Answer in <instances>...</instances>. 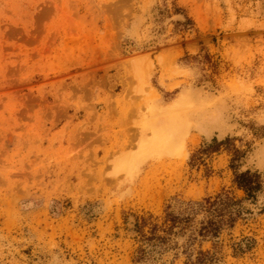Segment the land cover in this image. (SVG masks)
<instances>
[{"label": "rangeland", "instance_id": "rangeland-1", "mask_svg": "<svg viewBox=\"0 0 264 264\" xmlns=\"http://www.w3.org/2000/svg\"><path fill=\"white\" fill-rule=\"evenodd\" d=\"M225 137L264 184V0H0V264H134L137 216L244 196L225 146L190 163ZM245 204L212 264H264Z\"/></svg>", "mask_w": 264, "mask_h": 264}, {"label": "trees", "instance_id": "trees-1", "mask_svg": "<svg viewBox=\"0 0 264 264\" xmlns=\"http://www.w3.org/2000/svg\"><path fill=\"white\" fill-rule=\"evenodd\" d=\"M221 146L231 152L229 166L233 170V183L243 191L244 196L237 198L228 190H222L199 200L168 203L160 217L151 213L137 216L132 228L138 241L134 264H162L163 256L169 252L171 259L184 256L183 264H212L218 261L217 248L221 234L252 214L245 203H256L264 186L260 172L249 168L239 169V161L245 152L235 147L230 137L222 140L213 138L203 144L191 156V165L201 154L219 151ZM260 212H264V206ZM205 242L210 243L209 248L202 247ZM254 243L255 240L247 236L234 241L233 254L239 255L250 250Z\"/></svg>", "mask_w": 264, "mask_h": 264}]
</instances>
